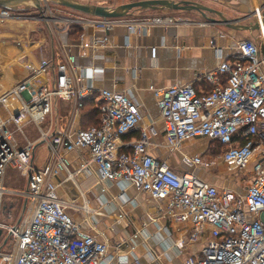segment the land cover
I'll list each match as a JSON object with an SVG mask.
<instances>
[{
  "label": "built area",
  "instance_id": "1",
  "mask_svg": "<svg viewBox=\"0 0 264 264\" xmlns=\"http://www.w3.org/2000/svg\"><path fill=\"white\" fill-rule=\"evenodd\" d=\"M49 3L40 2L38 17L14 15L0 6V23L39 19L50 32L77 28L80 40L88 30L103 32L92 41L97 48L108 44L106 33L115 26L142 35L151 27L181 22L168 16L103 19L78 12L54 19ZM255 15L261 26L258 39L240 41L238 53L215 70L198 74L195 83L150 88L168 152L180 154V164L190 169L199 161L185 156L183 147L203 140L217 144L221 163L240 174L235 177L241 184L232 189L205 183L189 171L177 172L167 160L150 156L149 139L155 132L141 126L140 107L126 93L85 83L73 55L54 68L43 56L40 63H26L10 89L0 94V264H143L135 256L121 255L122 243L111 255L106 239L84 230L68 213L58 194L60 176L73 181L77 172L89 168H95L101 182L148 194L155 212L149 220H163L178 231L175 247L180 254L195 247L183 264H264V29L260 9ZM202 84L208 89L197 91ZM58 101L71 104V119L60 130L54 117ZM86 101L98 108L99 124L72 130ZM28 125L35 127L36 139L24 135ZM134 129L139 137L124 151L120 139ZM16 134L22 135L23 144ZM40 146L48 152L42 165L35 157ZM73 152L83 161L76 172L65 157ZM8 170L24 179V189L5 186Z\"/></svg>",
  "mask_w": 264,
  "mask_h": 264
},
{
  "label": "crops",
  "instance_id": "2",
  "mask_svg": "<svg viewBox=\"0 0 264 264\" xmlns=\"http://www.w3.org/2000/svg\"><path fill=\"white\" fill-rule=\"evenodd\" d=\"M114 1L117 3L116 6H119L141 0ZM171 1L198 3L220 12L230 21H238V26L251 29L235 31L220 24H211L195 11H138L127 19L168 16L181 22L173 26H154L142 35H129L125 27L115 26L106 33L108 44L97 48L91 46L92 41L94 38L103 37L105 35L103 32L88 30L84 32L82 40L78 39V36L76 39L73 38L71 32H55L50 41V59L45 58L54 68L61 59L73 55L75 67L86 79L85 83L92 84L96 90L106 89L129 95L143 113L141 126L154 129L155 133L149 139V155L156 159L167 160L177 172H187L189 170L180 164V154H171L166 149L163 124L159 118L156 99L150 88L195 83L198 74L215 70L222 60L237 54L240 41L244 39L256 41L261 30H253L258 24L255 10L260 9V16L264 23V0ZM207 16L218 20L215 15ZM12 22L16 28H21L19 25H23L25 31L21 28L19 32H41L36 31L37 26L32 21L12 20ZM9 24L0 23V27ZM45 29L48 30L46 27ZM261 50L264 58V47ZM21 54L22 52L18 49L9 50L6 49V45H0V56L4 61L2 65L0 61V67L2 66L4 70V65ZM32 60L34 58H27L25 62ZM17 77L15 73L6 76L5 90L10 89ZM200 89L207 90L208 86L204 84L201 87L196 86L197 91ZM60 105L64 108L61 109ZM70 114V103L64 101L56 103L54 117H57L59 121L58 130L66 128L67 122L71 119ZM81 117L80 114L71 123L72 130L81 128ZM138 137L139 129H134L122 136L120 139L122 149L126 151L127 145L136 141ZM65 157L70 161L69 168L72 172L81 168L83 161L77 152L66 154ZM46 158L39 157L37 164L42 165ZM210 162L209 159L205 160L207 165H210ZM203 180L219 188L223 187L222 182L213 176ZM60 181L58 194L67 204L68 213L84 230L93 231L99 240L106 239L111 255L115 254L113 248L116 244L122 243L121 253L123 254H120L127 255L129 259L135 256L143 264H183L187 254L195 250V247L189 246L186 248V254H180L177 251L175 243L178 239V231L171 230L168 223L163 220L151 222L149 217L154 216V203L148 194L137 191L133 186L101 182L95 168L77 172L73 181L67 180L62 174ZM71 205L85 207V210L73 208ZM113 206L116 207L114 211L110 208ZM85 211L88 212V216ZM110 211L116 212V215H107L106 212ZM78 213L85 216L84 221L80 220ZM93 215L108 217L111 222L98 226L96 225L98 220L95 221ZM111 228L114 229L113 232L109 230Z\"/></svg>",
  "mask_w": 264,
  "mask_h": 264
},
{
  "label": "rangeland",
  "instance_id": "3",
  "mask_svg": "<svg viewBox=\"0 0 264 264\" xmlns=\"http://www.w3.org/2000/svg\"><path fill=\"white\" fill-rule=\"evenodd\" d=\"M81 2L83 4L103 5V6L110 7V8L117 7L116 6L117 3L114 0H83ZM48 8L49 10H51V17L54 19L64 18L65 16L78 14L70 9L61 7L51 2L48 4ZM12 12L14 15H22L25 13H31L34 15V17H38L40 15V12L35 8L32 2L22 3L20 5H17L16 8L12 10ZM136 12L138 11H135V13ZM45 15H47V13H45ZM32 22L35 23L37 26L36 31L40 30L41 32H35V31L34 32H19L20 29L23 28V25H19L21 26V28L20 27L16 28V25H14L12 21L6 22V23H10L8 26L5 25L3 27H0V45H6V49H9V50L18 49L22 52V54L19 57H16L13 60H10L6 65H4L5 66L4 70L2 69V66L0 67V70H3L2 72H0V94L3 93L5 90L6 76L8 74L14 75V73L18 76V74H20L21 71L23 70L24 65L28 63V62H25L27 58L29 59L34 58L35 61H38L37 59L38 54L40 56H42L43 54L44 55L43 57H47L50 59V53H51L50 41L51 39H53L52 35H54L55 32H47L49 30L45 29L46 27L45 24L39 19L32 21ZM0 61L2 65V61H3L2 56H0ZM3 64H4V61H3ZM7 66L8 68H6ZM15 81L11 85H13ZM60 108L62 109L64 107L60 105ZM46 125L47 124H45L44 127ZM23 133L28 139H36L38 137V133L36 132V129L33 125L26 126L23 130ZM16 137L20 145L24 143L22 140L23 137L21 134H16ZM220 152H221L220 147H218L217 144L210 143L208 140H203L200 142L192 143L190 145H186L182 149V153L185 156H187L190 159H196L199 161L198 166L188 169L193 176L199 178L202 181H204L203 179L206 180L210 176H213L217 180L221 181L223 184V187H226V188H231V187H234L235 185L239 186L241 183L237 181L238 184H236L237 182H236V177H235V175L238 174L239 172H235L236 173L235 174L234 172H229L226 169V166L222 164L218 158ZM47 156H48V152L44 146H40L37 148L36 162L38 161L37 159H39V157L45 158ZM207 159L211 161L210 165L205 164V160ZM241 177L242 176H240L239 179H241ZM5 186L9 189L22 190L25 188V181L23 178L19 176V174L16 171L8 170L7 176L5 178ZM110 208L114 211L116 207L113 206ZM106 214L109 216H112V215H116V212L110 211V212H106ZM78 216L80 220L82 221L85 220V216L82 215V213H78ZM93 218L95 221L96 219L98 220L97 221L98 223L96 222V225L98 226L101 224H105L106 222L108 223L111 222V219L110 218L108 219V217H100V216L93 215ZM91 227H93V224L91 225ZM109 230L111 232L114 231L113 228ZM116 235H120V234H116ZM116 235L115 237H117Z\"/></svg>",
  "mask_w": 264,
  "mask_h": 264
},
{
  "label": "water",
  "instance_id": "4",
  "mask_svg": "<svg viewBox=\"0 0 264 264\" xmlns=\"http://www.w3.org/2000/svg\"><path fill=\"white\" fill-rule=\"evenodd\" d=\"M42 0H0V6L14 10L17 5L22 3L32 2L37 10H40L41 5L40 2ZM51 3H55L61 7L70 9L72 11L97 17L103 19H118L124 18L133 11H157V10H167V11H183V12H191L195 11L201 15L203 19L208 21L211 24H220L225 26L226 28L235 30V31H247L251 29L250 27H242L238 26V21L236 20H228L225 18L220 12L202 6L195 2L189 1H180L173 2L171 0H141L134 1L127 4L119 5L115 8L106 7L103 5H95V4H83L76 0H45ZM207 15H215L218 17V20L208 17ZM258 23V22H257ZM262 27L264 29V23H262ZM261 26L256 24L253 30H260ZM38 62H42L41 56L38 54Z\"/></svg>",
  "mask_w": 264,
  "mask_h": 264
},
{
  "label": "trees",
  "instance_id": "5",
  "mask_svg": "<svg viewBox=\"0 0 264 264\" xmlns=\"http://www.w3.org/2000/svg\"><path fill=\"white\" fill-rule=\"evenodd\" d=\"M134 13V11H133ZM132 14V13H131ZM128 17V16H127ZM81 31L77 28H73L71 31V36L73 38H77ZM81 128L86 129L91 126H98L99 124V113L98 108L95 106L94 103L90 101H86L81 109Z\"/></svg>",
  "mask_w": 264,
  "mask_h": 264
},
{
  "label": "bare ground",
  "instance_id": "6",
  "mask_svg": "<svg viewBox=\"0 0 264 264\" xmlns=\"http://www.w3.org/2000/svg\"><path fill=\"white\" fill-rule=\"evenodd\" d=\"M83 210H85V208H83ZM85 213H88V212L85 211Z\"/></svg>",
  "mask_w": 264,
  "mask_h": 264
}]
</instances>
